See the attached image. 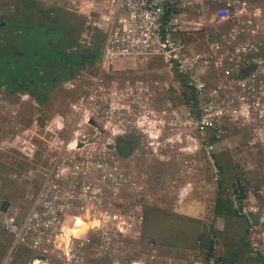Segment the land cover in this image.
Wrapping results in <instances>:
<instances>
[{
	"label": "rangeland",
	"instance_id": "rangeland-1",
	"mask_svg": "<svg viewBox=\"0 0 264 264\" xmlns=\"http://www.w3.org/2000/svg\"><path fill=\"white\" fill-rule=\"evenodd\" d=\"M217 1L202 0L201 7L181 10L185 23L174 39L188 44L190 51L203 49L205 34L213 31L208 20L220 6ZM248 1L264 10V0ZM51 2L0 0V21L12 27L19 11L26 13L22 17L39 11L62 14L52 26L44 24L33 31L26 26L30 37L41 44L47 36L51 55L59 41L63 46L79 42L84 50L97 48L98 53L93 62L61 79L43 103L26 93L10 97L0 92V264H204L208 239L213 241L209 264H259L260 256L264 258V128L260 129L264 124L258 113L261 109L264 117V105L253 103L259 97L257 90L245 92L248 107L237 105L236 95H228L218 104L220 118L213 126L199 127L191 118L203 117V106L193 109L194 102L185 101L190 96V75L182 72L186 83L180 84L161 56L148 55L123 73L100 79L98 111L107 109L109 102L120 107L118 115L110 117L114 133L97 124L84 125L78 138L93 150L60 152L61 141H71L74 128L70 103L80 106L81 96L91 88L106 26L88 23L83 15ZM71 14H76L71 24L76 37L68 31L66 18ZM202 19L201 26L192 23ZM5 31L7 36L14 34L12 29ZM8 56L1 48L0 85L10 81L8 74L17 73L19 67H5ZM219 77L212 67L204 70L207 82ZM136 80L146 84L145 95L140 85L127 95L129 84ZM259 81L264 85V74ZM54 118L63 127L52 133L48 125ZM125 137L132 139V152L120 157L115 144ZM219 182L234 199L241 193L235 205L238 217L214 214ZM52 185L58 192L50 190ZM54 194L57 197L51 199ZM81 194L80 200L75 198ZM47 200L53 207L70 204L58 227L44 226L46 219L40 225L30 213L36 205L43 217ZM115 210L124 220L132 213L141 218L136 224L127 222L125 233L106 229L102 234V220L108 222ZM241 241L247 250L237 248Z\"/></svg>",
	"mask_w": 264,
	"mask_h": 264
},
{
	"label": "built area",
	"instance_id": "built-area-1",
	"mask_svg": "<svg viewBox=\"0 0 264 264\" xmlns=\"http://www.w3.org/2000/svg\"><path fill=\"white\" fill-rule=\"evenodd\" d=\"M40 1L49 2V0ZM217 2L220 6L208 20L213 31L205 34L203 39L205 46L198 51H190L188 44L175 40L173 35L180 31L182 24L185 23L180 11L196 5L201 7L202 0H52L51 4L55 7L66 8L81 14L88 23L106 26V38L97 60L91 88L81 96L80 106L70 103V108L75 112L76 117L74 128L71 130V141H61L60 152L70 148L80 150L84 147L87 151L93 150L86 140L78 138L83 136L81 129L84 125L95 127L97 124L101 126V130L114 133V129L109 125L110 117H114L115 112L118 115L117 109L120 107L109 102L107 109L98 111L96 104L102 88L100 79L105 75L123 73L132 64L144 60L148 55L161 56L177 73L185 72L190 75L191 80L187 82V86L193 90L194 96L191 98V102H194L193 109H196L198 105L203 106L202 112L205 113L201 118H191L199 127L213 126L220 118L218 114L221 111L218 110V104L220 105L228 95H236L237 105L248 107L245 92L256 89L259 97L253 103L257 106L264 105V85L258 82L259 75L264 74L262 55L264 10L259 5L250 4L248 0H218ZM203 15H206V12ZM204 21L205 19H202L192 23L201 26ZM207 67L216 70L220 77L207 82L204 78V70ZM112 84L114 87L117 86L114 81ZM136 85H140L142 95L147 93V87L143 86L146 84L142 80H136L129 84L127 95H132L131 90ZM202 100H205L203 104ZM144 108V105L141 106V110L144 111ZM261 111L260 109L258 113L259 123L264 124V117H260ZM238 124L242 125L240 122ZM48 126L51 127L52 133L56 130L60 131L63 127L56 118L52 119ZM263 128L260 127V129ZM52 167L54 168L53 165ZM45 184L48 183L45 182ZM50 190L58 192L56 185H52ZM66 195L74 197L68 193ZM56 197V194L51 195V199ZM82 197L83 194L75 196L78 200ZM39 198L40 196L37 197L36 202ZM49 202L47 200L43 204L45 210L40 213L43 217L36 212V205L32 207L30 213L36 217L40 225H43L41 221L46 219L47 225L44 226L58 227L61 223L60 218L63 217V210L69 209L70 204L53 207ZM134 210H137V206ZM120 215L115 210L108 216L110 222L102 220L100 228L102 234L106 233V229L125 233L129 227L127 222L136 224L141 218L132 213L127 220H124ZM53 220L56 221L53 222ZM106 223L111 227L107 228Z\"/></svg>",
	"mask_w": 264,
	"mask_h": 264
},
{
	"label": "flooded vegetation",
	"instance_id": "flooded-vegetation-1",
	"mask_svg": "<svg viewBox=\"0 0 264 264\" xmlns=\"http://www.w3.org/2000/svg\"><path fill=\"white\" fill-rule=\"evenodd\" d=\"M22 13L26 14L23 11H19L14 16H17L18 19L12 24V27L7 26L4 21H0V49L3 48V51L9 54L4 60V66L7 68L12 65L19 66L17 73L8 74L10 81L0 85V92L10 97L15 94L18 95L20 92L26 93L37 102L36 94L41 93L48 96L49 90L61 79L80 71L82 66L78 64L71 66L67 61L69 58L79 61V55L81 56L80 53L83 52L84 45L82 46L77 42L75 45L68 44L63 46L59 41L56 42L54 49L58 47L60 49L58 48L57 53L51 55V49H48L51 41L47 40V36L45 41L39 44L38 40L36 42L30 37L26 26L32 31L44 26V24L52 26V23L59 21L57 18H60L62 14L54 16L50 12L39 11L35 15L33 12H27V15L22 17ZM72 18L76 19V14L72 15ZM6 29H12L14 34L7 36L9 33L5 31ZM68 31L70 33L73 32L76 37L77 33L74 27H70ZM15 74L17 75L15 76ZM8 100L12 103L15 102L14 99ZM46 100H48V97L45 98ZM17 101L19 100L17 99Z\"/></svg>",
	"mask_w": 264,
	"mask_h": 264
},
{
	"label": "trees",
	"instance_id": "trees-1",
	"mask_svg": "<svg viewBox=\"0 0 264 264\" xmlns=\"http://www.w3.org/2000/svg\"><path fill=\"white\" fill-rule=\"evenodd\" d=\"M66 21L68 23V27H72V23L76 22V19L72 18V16L66 18ZM55 53H57L58 48L54 49ZM54 53V54H55ZM98 53L97 48L96 49H83V52L80 53L81 56L79 55L80 59L79 61H74L71 60L70 58L68 59L67 63L71 64V66H75L76 64H78L79 66H85L91 62L94 61V59L96 58ZM77 54V53H76ZM176 73V78L178 79L180 84H185L186 82L184 81L182 75L180 73ZM73 74V73H71ZM188 88V87H187ZM189 89V88H188ZM189 93L190 96L186 97L185 101L189 102L190 99L194 96L193 94V90L189 89ZM47 96L44 94H36V101L38 103H43L45 102V98ZM115 149L116 152L118 154V156L120 157H127L131 152H132V139L130 137H125V138H121V139H117L116 144H115ZM218 169L221 170V167L217 164ZM218 187L220 190V194L216 197L215 200V207H214V214L216 216H223V218H236L237 214H238V210L236 208V204L237 202H240V200L242 199V195L241 193L239 194V197L234 199L233 197H231V195L226 191V186L222 184V182L218 183ZM237 189H234V191ZM238 217V216H237ZM245 224H247V220L244 218L243 219ZM246 229V228H245ZM215 234V236H217V233H213ZM202 238V236H197V238ZM242 240V239H241ZM238 249H246L245 243L241 241V245H239V247H237ZM213 252V241L211 239L207 240V244L205 245V249H204V264H209V260H210V256ZM231 255L232 258H235V253L234 252H230L229 253ZM259 264H264V258L260 256L259 258Z\"/></svg>",
	"mask_w": 264,
	"mask_h": 264
},
{
	"label": "crops",
	"instance_id": "crops-1",
	"mask_svg": "<svg viewBox=\"0 0 264 264\" xmlns=\"http://www.w3.org/2000/svg\"><path fill=\"white\" fill-rule=\"evenodd\" d=\"M32 5V7H34V8H36L37 6L36 5H34L33 3L31 4Z\"/></svg>",
	"mask_w": 264,
	"mask_h": 264
},
{
	"label": "bare ground",
	"instance_id": "bare-ground-1",
	"mask_svg": "<svg viewBox=\"0 0 264 264\" xmlns=\"http://www.w3.org/2000/svg\"><path fill=\"white\" fill-rule=\"evenodd\" d=\"M172 75V74H171ZM176 76V75H175ZM97 130V129H96Z\"/></svg>",
	"mask_w": 264,
	"mask_h": 264
},
{
	"label": "water",
	"instance_id": "water-1",
	"mask_svg": "<svg viewBox=\"0 0 264 264\" xmlns=\"http://www.w3.org/2000/svg\"><path fill=\"white\" fill-rule=\"evenodd\" d=\"M39 259H41V258L39 257Z\"/></svg>",
	"mask_w": 264,
	"mask_h": 264
}]
</instances>
